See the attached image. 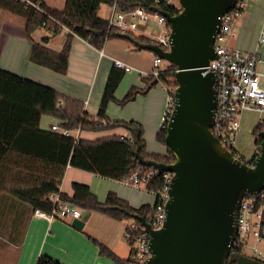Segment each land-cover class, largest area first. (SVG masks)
<instances>
[{
	"label": "trees",
	"instance_id": "obj_1",
	"mask_svg": "<svg viewBox=\"0 0 264 264\" xmlns=\"http://www.w3.org/2000/svg\"><path fill=\"white\" fill-rule=\"evenodd\" d=\"M33 1L40 3L43 11L21 0H0V9L25 18L27 36L31 42L29 60L60 74H66L68 71L74 35L87 40L98 49H102L108 40L114 38H125L134 44L135 41L150 43L149 39L141 34H122L110 27L108 19L99 13L103 4L110 6L116 2L123 11L145 7L153 13L166 12L176 15L179 12L177 6L165 0H66L63 8L50 6L44 0ZM38 28H47L53 34L68 29L69 34L63 49L55 51L43 43L34 41L31 36ZM46 41L47 39L43 40L44 43ZM176 70L177 67L171 64L169 70L159 77L143 76L145 87L132 86L121 101L122 105L135 100L140 94L148 93L160 82L167 83L169 78L174 79ZM125 75L124 70L112 66L99 110L96 116H90L85 111V101L0 67V193L16 198L33 210L51 212L54 203L50 195L59 192L63 199L77 205L84 212L96 210L118 220L133 217L151 220L156 212L155 204L134 208L114 192H110L105 201H100L87 184L77 182L73 184V196L64 194L60 189L68 166L105 178L122 180L138 167L137 151L144 160L167 164L175 161V156L165 141L166 128H160L157 139L167 147V153L151 154L146 149L142 123L135 120H112L108 116L109 105L116 100V91ZM45 115L63 121L60 125L72 130L105 131L124 127L132 133L134 142H131L129 137L117 135L94 141L75 140L73 136L42 129L41 120ZM262 131L264 125L258 122L254 129L258 151L262 142ZM163 185V175H157L150 182L148 189L157 192ZM262 205L264 200L258 202L256 208ZM137 223L141 225L140 219ZM261 235L264 238V216ZM99 246L103 254L112 257L118 264H138L134 260V247L129 258L121 259L106 245L100 243ZM36 264L63 263L42 254ZM228 264H264V260L238 248L233 249Z\"/></svg>",
	"mask_w": 264,
	"mask_h": 264
},
{
	"label": "water",
	"instance_id": "obj_2",
	"mask_svg": "<svg viewBox=\"0 0 264 264\" xmlns=\"http://www.w3.org/2000/svg\"><path fill=\"white\" fill-rule=\"evenodd\" d=\"M176 15L162 12L171 24V48L135 44L177 67L176 107L165 141L175 156L172 163L137 161L160 174L173 172L167 217L151 235L152 256L142 264H228L238 235V217L245 195L264 189V131L255 165L235 156L213 134L217 107V76L206 66L215 59V39L221 17L236 0H179ZM251 161V160H250ZM87 214L73 220L83 229Z\"/></svg>",
	"mask_w": 264,
	"mask_h": 264
},
{
	"label": "crops",
	"instance_id": "obj_3",
	"mask_svg": "<svg viewBox=\"0 0 264 264\" xmlns=\"http://www.w3.org/2000/svg\"><path fill=\"white\" fill-rule=\"evenodd\" d=\"M165 1L173 4L170 0ZM46 3L50 5L47 1ZM175 6L178 7L179 4ZM101 10L102 7L99 13ZM109 13L110 6L108 15ZM0 19H2L0 20V67L87 102L85 111L90 116H96L108 75L114 65L113 59L124 60L125 53L114 50V55H107L104 48L98 49L87 40L74 35L68 71L66 74H60L29 60L31 42L27 36L24 17L0 9ZM235 30L232 47L247 52H258L261 59L258 69L264 74V42H260L261 34L264 32V0H249L247 9L236 22ZM68 34L67 29L53 34L47 28H38L31 37L50 49L61 51ZM44 39H47L45 43ZM114 39L126 42L128 47L131 44L137 47L125 38ZM114 39L108 40L105 45H109V41ZM165 97L167 98L164 94L158 97L156 106L158 116L162 115L166 106ZM137 119L143 118L137 117ZM56 123L61 124L63 121L45 115L40 126L44 130H50L51 125ZM114 135L132 137L128 129L119 127L105 131L81 130L79 139L94 141ZM147 152L163 154L148 150ZM76 182L87 184L100 201H105L110 192L116 193L134 208L146 204L154 205L157 199L156 194L148 189L127 186L121 180L105 178L72 166L66 169L60 187L61 192L73 196V184ZM84 214H87L84 228L77 229L72 225L74 219L47 220L36 216L35 210L23 202L6 193H0V264H36L42 254L57 259L63 264H118L112 257L101 252L100 243L106 245L121 259L129 258L132 247L125 241L124 236L127 226L137 223L139 218L133 217L132 224H125V219L118 220L96 210L85 211ZM96 222L104 228V233L96 228Z\"/></svg>",
	"mask_w": 264,
	"mask_h": 264
},
{
	"label": "built area",
	"instance_id": "obj_4",
	"mask_svg": "<svg viewBox=\"0 0 264 264\" xmlns=\"http://www.w3.org/2000/svg\"><path fill=\"white\" fill-rule=\"evenodd\" d=\"M29 6L43 11L41 4L33 0H21ZM171 2V0H170ZM249 0H236L234 7L225 13L221 19L220 30L215 39L216 57L208 66L207 72H213L217 76L215 88L217 90V107L215 109L214 124L212 127L213 134L221 141L222 145L231 151L235 156L240 158V154L236 149V137L242 129L241 116L246 111H255L259 113L261 122L264 125V74L259 72L258 64L261 61L258 52H247L237 47H230L228 42L236 35V22L247 9ZM181 7L178 6L180 12ZM178 12V13H179ZM177 13V14H178ZM109 26L118 30L122 34L130 32L145 36L150 43L156 44L169 51L171 48V24L162 12H149L145 7H138L123 11L119 9L117 3L110 5V13L107 17ZM151 22L161 26L158 34L146 30L143 26L153 25ZM45 25V24H44ZM66 29V28H65ZM67 31H69L67 29ZM260 42H264V32L261 34ZM102 54H104L102 52ZM153 70L144 72L120 59H113L116 68L127 72H138L145 76L159 77L161 74L169 70V63L154 53ZM169 65H171L169 63ZM165 66V67H163ZM177 71V70H176ZM177 83L168 85L165 111L162 115L161 128H166L172 119L176 107V90ZM87 103V102H85ZM51 131L59 132L64 136H75L78 140L81 130L69 129L56 123L51 125ZM123 138L125 136H122ZM131 142L134 139L130 138ZM259 151H257L258 155ZM247 160L251 165H255V158ZM157 175H163L164 185L162 189L154 192L157 197L155 203V214L151 220L154 230L162 229L167 217V203L170 199V190L173 182L174 173L165 172L160 174L157 169L147 166L144 167L139 163L136 170L130 172L121 181L127 185L138 189H148L150 182ZM149 190V189H148ZM50 199L54 203L51 212H45L40 209L35 210V215L47 220L65 219V218H82L84 211L77 205L63 199L61 194L54 193L50 195ZM264 200V189L254 194L244 196L238 217V235L234 242L233 249H240L249 255L264 260V250L261 249L259 243L264 241L261 235L263 224L264 205L256 208V204ZM125 241L135 248L134 260L138 264L145 263L151 256V235L145 231V227L141 224L134 223L127 226ZM253 239V244L250 240Z\"/></svg>",
	"mask_w": 264,
	"mask_h": 264
},
{
	"label": "rangeland",
	"instance_id": "obj_5",
	"mask_svg": "<svg viewBox=\"0 0 264 264\" xmlns=\"http://www.w3.org/2000/svg\"><path fill=\"white\" fill-rule=\"evenodd\" d=\"M51 6L57 8H63L66 0H46ZM173 4L180 5L179 0H171ZM109 6L107 4L102 5V10L100 15L104 18L108 16ZM2 21V19H0ZM22 20V19H20ZM0 21V26H1ZM17 21V19H16ZM153 25L143 26L146 30L152 31L155 34L160 33L161 26L151 22ZM136 36L140 35L136 32ZM107 44V42L105 43ZM109 45H104V50L107 55H114V50L123 51L125 53L124 60L126 63L136 67L139 70L149 72L153 70L154 62V52L150 50H139L132 44L128 47V44L124 41L114 39L109 41ZM230 47L233 46V39L228 42ZM165 66H169V63H165ZM163 66V67H165ZM142 75L138 72H127L125 78L119 85L116 91V100L111 102L109 105L107 114L113 120L130 121L137 120L141 122L146 130V149L152 152H160L163 154L167 153V147L157 139V133L161 128L162 115L165 111V106L162 111V115L158 116L156 113V106L158 97L162 94L167 96V87L176 83V79L169 78L166 85L164 82H160L151 91L146 94H140L137 98L125 105H122L121 101L124 99L128 91L132 86L137 85L139 87H145L142 81ZM166 98V97H165ZM166 105V100L165 104ZM137 117L143 118L142 120L137 119ZM144 121V122H143ZM260 121L259 113L255 111H246L241 116L242 129L236 137V149L240 153V157H245L246 159L253 158L257 153L256 140L257 136L254 133V129ZM75 138V136H73ZM80 138V137H79ZM78 138V139H79ZM242 155V156H241ZM152 201V195H149ZM134 222L133 218H128L124 220L125 224H132ZM96 228L99 229L101 233H104V228L100 223H95ZM253 239L250 243L253 244ZM261 249L264 250V241L259 243ZM248 253L250 250L247 249Z\"/></svg>",
	"mask_w": 264,
	"mask_h": 264
}]
</instances>
